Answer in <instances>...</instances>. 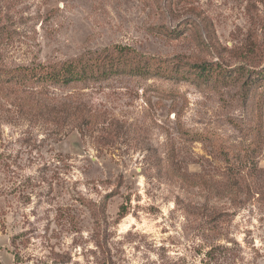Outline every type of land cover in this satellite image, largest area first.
<instances>
[{
	"label": "rangeland",
	"instance_id": "374dc122",
	"mask_svg": "<svg viewBox=\"0 0 264 264\" xmlns=\"http://www.w3.org/2000/svg\"><path fill=\"white\" fill-rule=\"evenodd\" d=\"M0 25L7 66L120 45L239 70L50 88L52 113L0 92V264H264V0H0Z\"/></svg>",
	"mask_w": 264,
	"mask_h": 264
},
{
	"label": "trees",
	"instance_id": "16d2710c",
	"mask_svg": "<svg viewBox=\"0 0 264 264\" xmlns=\"http://www.w3.org/2000/svg\"><path fill=\"white\" fill-rule=\"evenodd\" d=\"M8 31L5 25H0V41L2 37L8 36ZM209 36L211 37L210 33ZM244 58L252 59V67H258L264 62L263 55L249 50L245 52ZM237 73L239 70H228L217 65L146 56L130 47L114 45L100 51H88L65 61L48 63L33 61L23 66H7L0 60V92L4 97L12 96L18 107H30L32 114L46 110H51L52 113L56 106H52L48 98L47 101L44 100L50 88L67 87L72 84L89 85L119 76L145 79L154 77L198 83L217 82L227 76L234 77ZM251 73L255 79V81L252 79V82L264 81V69L257 72L252 70ZM247 81H250V76ZM60 108L63 112H69L76 106L64 102ZM62 129L63 127L59 128ZM123 217L124 215L121 218Z\"/></svg>",
	"mask_w": 264,
	"mask_h": 264
}]
</instances>
